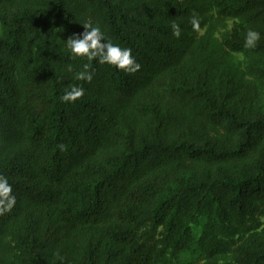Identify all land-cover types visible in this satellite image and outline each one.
Returning a JSON list of instances; mask_svg holds the SVG:
<instances>
[{
	"label": "trees",
	"instance_id": "trees-1",
	"mask_svg": "<svg viewBox=\"0 0 264 264\" xmlns=\"http://www.w3.org/2000/svg\"><path fill=\"white\" fill-rule=\"evenodd\" d=\"M0 175V264H264V0H0Z\"/></svg>",
	"mask_w": 264,
	"mask_h": 264
},
{
	"label": "clouds",
	"instance_id": "clouds-1",
	"mask_svg": "<svg viewBox=\"0 0 264 264\" xmlns=\"http://www.w3.org/2000/svg\"><path fill=\"white\" fill-rule=\"evenodd\" d=\"M193 31L201 30V20L197 13L193 12L190 20ZM85 31L82 34L73 35L66 41V46L73 57H86L88 61L96 60L97 63L113 66L125 73H136L140 70L141 65L137 62L132 53V49L121 47L106 38L100 26L91 23H85ZM172 34L176 38L181 35V29L178 24L172 25ZM260 40V33L255 30H248L245 37V47L255 48ZM84 70L75 74L76 80L91 82L92 74L88 71L89 65L83 66ZM67 70L72 72V66L69 65ZM84 88L71 85L65 89L64 95L60 97L62 102L75 103L84 96ZM65 150L64 145L59 146ZM17 203V198L13 193V188L6 176L0 175V216L12 211Z\"/></svg>",
	"mask_w": 264,
	"mask_h": 264
},
{
	"label": "rangeland",
	"instance_id": "rangeland-1",
	"mask_svg": "<svg viewBox=\"0 0 264 264\" xmlns=\"http://www.w3.org/2000/svg\"><path fill=\"white\" fill-rule=\"evenodd\" d=\"M233 27H234V24H231V30L233 29Z\"/></svg>",
	"mask_w": 264,
	"mask_h": 264
}]
</instances>
